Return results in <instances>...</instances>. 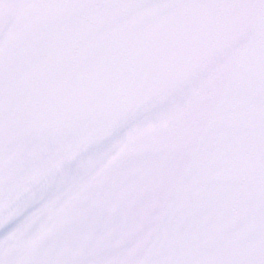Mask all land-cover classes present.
Listing matches in <instances>:
<instances>
[{
    "label": "water",
    "instance_id": "water-1",
    "mask_svg": "<svg viewBox=\"0 0 264 264\" xmlns=\"http://www.w3.org/2000/svg\"><path fill=\"white\" fill-rule=\"evenodd\" d=\"M0 264H264V0H0Z\"/></svg>",
    "mask_w": 264,
    "mask_h": 264
}]
</instances>
